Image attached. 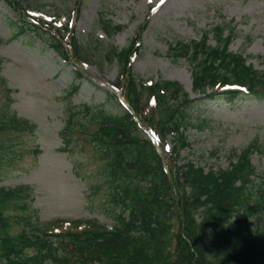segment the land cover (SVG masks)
<instances>
[{
    "label": "trees",
    "instance_id": "1",
    "mask_svg": "<svg viewBox=\"0 0 264 264\" xmlns=\"http://www.w3.org/2000/svg\"><path fill=\"white\" fill-rule=\"evenodd\" d=\"M5 2L19 14L24 9L22 1ZM41 24L20 20L17 36L36 32L65 61L88 63L96 55L68 26ZM99 24L110 37L125 28L103 13ZM211 33L215 45L209 43ZM235 36L232 23H224L205 30L200 40L170 43L168 56L189 64L193 91L203 95L196 99L178 80H144L133 72L137 39L124 48L102 45L98 56L102 63L119 65L113 86L123 89L130 106L109 91L108 98L117 102L115 111L69 101L60 150L68 152L81 142L102 157L115 204L113 226L96 219L42 222L38 214H17L31 208L34 189L0 188V264H264V172L252 161L261 146L233 150L229 166L217 170L192 160L178 164L182 150L192 145L189 130L201 127L191 113L197 104L243 93L264 98V69L230 50ZM2 63L0 59V135L33 133L36 124L12 110L14 91L2 75ZM74 76L69 97L79 92L84 79L78 67ZM234 86L245 92L230 88ZM136 117L156 133L169 158L161 157Z\"/></svg>",
    "mask_w": 264,
    "mask_h": 264
},
{
    "label": "rangeland",
    "instance_id": "2",
    "mask_svg": "<svg viewBox=\"0 0 264 264\" xmlns=\"http://www.w3.org/2000/svg\"><path fill=\"white\" fill-rule=\"evenodd\" d=\"M19 1L24 4L20 14L0 0L1 69L14 91L12 110L37 127L33 133L0 135V188L32 187L31 208L17 214H38L40 221L96 219L113 226L115 204L105 184L102 157L81 142L68 152L60 150L69 101L74 106L90 103L117 109L106 91L120 94L112 86L120 67L101 62L102 45L124 48L137 38L130 63L135 74L144 80H178L191 98H198L188 62L173 61L167 54L169 45L200 40L205 30L232 22L236 36L230 50L244 53L249 63L264 69V0ZM101 13L125 28L108 36L99 24ZM23 19L35 26H42L40 20L54 27L69 26L96 55L84 64L66 62L36 32L17 36ZM209 43L216 44L212 33ZM75 66L85 79L79 92L69 97ZM191 113L201 127L189 130L192 145L181 152L179 164L192 160L206 169L226 168L233 150L239 153L257 143L261 152L255 153L253 162L264 172V98L241 94L235 99H206Z\"/></svg>",
    "mask_w": 264,
    "mask_h": 264
},
{
    "label": "bare ground",
    "instance_id": "3",
    "mask_svg": "<svg viewBox=\"0 0 264 264\" xmlns=\"http://www.w3.org/2000/svg\"><path fill=\"white\" fill-rule=\"evenodd\" d=\"M188 88H189V86H188Z\"/></svg>",
    "mask_w": 264,
    "mask_h": 264
}]
</instances>
